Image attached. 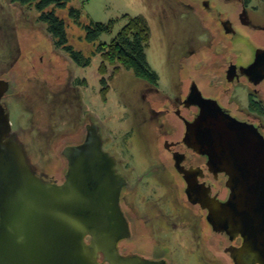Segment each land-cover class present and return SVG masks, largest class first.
<instances>
[{
  "label": "flooded vegetation",
  "instance_id": "obj_1",
  "mask_svg": "<svg viewBox=\"0 0 264 264\" xmlns=\"http://www.w3.org/2000/svg\"><path fill=\"white\" fill-rule=\"evenodd\" d=\"M171 1L182 16H194L204 26L205 39H191L182 47L178 59L186 75L175 84L171 97L154 103L151 95L142 94L151 106L150 115L160 106L163 110L161 115L155 111L158 117L150 116L157 129V155L151 161H133L115 140L113 147L121 154L107 151L125 181L120 208L130 237L121 240L118 250L124 256L138 255L168 264H244L248 259L236 254L242 238L231 240L226 233L217 232L208 219V210L193 203L187 193L189 189L195 191L193 198L198 193L201 199L211 197L222 202L230 195L226 174L213 171L208 156L191 149L185 135L186 125L201 111L197 91L236 120L254 124L264 135V57H256L259 49L264 50V24L253 19V0ZM197 60L200 66L194 63ZM24 63L34 70L24 71L20 86L37 78L36 82L42 79L55 87L70 79L50 60L41 59L40 64L33 65L28 59ZM157 77L154 83L137 78L144 81V92L161 95ZM3 105L8 111V103L3 101ZM91 121L86 118L85 131L94 125ZM102 142L105 150L110 142L103 138ZM64 180L52 181L63 184Z\"/></svg>",
  "mask_w": 264,
  "mask_h": 264
},
{
  "label": "water",
  "instance_id": "obj_2",
  "mask_svg": "<svg viewBox=\"0 0 264 264\" xmlns=\"http://www.w3.org/2000/svg\"><path fill=\"white\" fill-rule=\"evenodd\" d=\"M9 84L0 79V264H168L120 254L119 243L130 237L120 208L125 181L95 124L82 143L61 150L65 175L37 174L3 105ZM197 93L201 111L186 125V143L226 174L230 195L222 202L187 193L208 210L217 232L242 238L236 254L244 264H264V135Z\"/></svg>",
  "mask_w": 264,
  "mask_h": 264
},
{
  "label": "rangeland",
  "instance_id": "obj_3",
  "mask_svg": "<svg viewBox=\"0 0 264 264\" xmlns=\"http://www.w3.org/2000/svg\"><path fill=\"white\" fill-rule=\"evenodd\" d=\"M253 1V19L264 24V1ZM69 7L82 11L83 25L115 21L112 34H103L97 42L88 43L85 31L68 17V10L58 12L66 22L69 43L90 59L88 67H78L56 47L46 24L38 21L34 7L0 0V79H10V92L3 101L9 105L12 133L19 137L37 174L48 180L65 174L68 165L61 150L81 143L88 117L101 137L110 142L105 151L121 154L113 147L115 140L133 161H151L158 149L156 124L151 117L160 116L163 110L155 108L150 115L151 106L142 94L151 95L154 103L173 95L175 84L186 75L178 59L182 47L191 39H205L204 26L194 16H182L171 0H73ZM126 16L144 17L151 28L147 58L159 75L161 95L144 92V81L120 65H107L106 73L99 74L102 59L96 49L101 43H112L127 23ZM25 59L33 65L40 64L41 59L50 60L70 79L52 87L50 82H36L37 78L28 74L35 80L20 86L24 71L34 70L25 65ZM194 63L200 66L199 60ZM103 79L106 83L102 85Z\"/></svg>",
  "mask_w": 264,
  "mask_h": 264
},
{
  "label": "trees",
  "instance_id": "obj_4",
  "mask_svg": "<svg viewBox=\"0 0 264 264\" xmlns=\"http://www.w3.org/2000/svg\"><path fill=\"white\" fill-rule=\"evenodd\" d=\"M21 6H30L38 12V21L46 24L47 31L51 35L57 48L69 55L77 66H90V59L83 53L76 51L69 43L67 25L58 12L68 10V17L85 31V41L95 43L103 34H112L115 21L107 24L90 22L89 25L82 24V11L69 7L73 0H10ZM264 1V0H263ZM123 30L112 40L110 45L102 44L96 49L102 59L99 74L106 73L107 65H120L123 69L131 71L135 76L149 82H156L157 73L154 72L147 58V48L151 41V28L144 17L128 18ZM101 80V84H105Z\"/></svg>",
  "mask_w": 264,
  "mask_h": 264
}]
</instances>
